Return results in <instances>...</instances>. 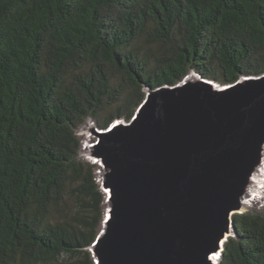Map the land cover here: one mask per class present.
I'll use <instances>...</instances> for the list:
<instances>
[{
  "label": "trees",
  "instance_id": "obj_1",
  "mask_svg": "<svg viewBox=\"0 0 264 264\" xmlns=\"http://www.w3.org/2000/svg\"><path fill=\"white\" fill-rule=\"evenodd\" d=\"M192 70L262 75L264 0H0V264H95L106 195L77 130ZM233 223L218 264H264V209Z\"/></svg>",
  "mask_w": 264,
  "mask_h": 264
},
{
  "label": "water",
  "instance_id": "obj_2",
  "mask_svg": "<svg viewBox=\"0 0 264 264\" xmlns=\"http://www.w3.org/2000/svg\"><path fill=\"white\" fill-rule=\"evenodd\" d=\"M145 92L129 121L92 127L106 193L94 262L218 264L263 186L264 73L220 84L192 70Z\"/></svg>",
  "mask_w": 264,
  "mask_h": 264
},
{
  "label": "rangeland",
  "instance_id": "obj_3",
  "mask_svg": "<svg viewBox=\"0 0 264 264\" xmlns=\"http://www.w3.org/2000/svg\"><path fill=\"white\" fill-rule=\"evenodd\" d=\"M96 126L95 123L89 119L85 124H83L78 130H77V135L79 136V138L82 141V148L80 151V158L84 159L86 161H90L92 163H95V161L90 158L89 154L92 151V147H91V143H93L94 141L97 140L96 135H94L93 131H92V127ZM99 167V166H98ZM100 169H97L96 171V177H97V182H99L100 184V189L104 192V190L101 187V180L102 177H100V173H99ZM262 179H264L262 177ZM106 195V193H105ZM264 209V181H263V186L262 189L259 193V197L258 199L253 202L250 206L246 207V211H251V212H256V211H261ZM105 211H106V205L104 204V216H105ZM65 264L64 261L60 262L59 264Z\"/></svg>",
  "mask_w": 264,
  "mask_h": 264
},
{
  "label": "bare ground",
  "instance_id": "obj_4",
  "mask_svg": "<svg viewBox=\"0 0 264 264\" xmlns=\"http://www.w3.org/2000/svg\"><path fill=\"white\" fill-rule=\"evenodd\" d=\"M96 161H97V160H96ZM97 162H98V161H97ZM100 177H102V173H100ZM258 181H259V179H258V177H257V175H256V176L254 177V182H258ZM252 191H253V192H250L249 195H247V196L245 197V199H244L246 205L252 202V200H253V196H256L255 190L253 189ZM252 195H253V196H252ZM258 197H259V196H256V197H255V200L258 199ZM213 259L216 260V255H213Z\"/></svg>",
  "mask_w": 264,
  "mask_h": 264
},
{
  "label": "clouds",
  "instance_id": "obj_5",
  "mask_svg": "<svg viewBox=\"0 0 264 264\" xmlns=\"http://www.w3.org/2000/svg\"><path fill=\"white\" fill-rule=\"evenodd\" d=\"M96 161V160H95ZM96 163V162H95ZM220 256V255H219Z\"/></svg>",
  "mask_w": 264,
  "mask_h": 264
}]
</instances>
